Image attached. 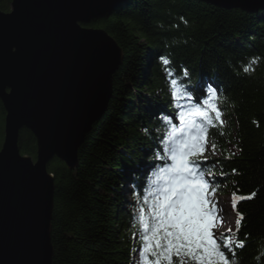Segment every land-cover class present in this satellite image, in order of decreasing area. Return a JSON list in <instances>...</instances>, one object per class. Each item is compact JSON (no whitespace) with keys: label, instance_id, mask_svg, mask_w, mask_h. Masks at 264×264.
<instances>
[{"label":"trees","instance_id":"1","mask_svg":"<svg viewBox=\"0 0 264 264\" xmlns=\"http://www.w3.org/2000/svg\"><path fill=\"white\" fill-rule=\"evenodd\" d=\"M12 1L0 0V8L10 11ZM88 25L115 37L124 63L114 76L108 112L80 148L79 165L70 169L59 157L49 164L56 185L54 264H132L138 225L124 187L127 179L148 186L141 170L154 159V142L169 132L155 118L171 108L169 85L157 59L161 54L172 61L178 77L188 70L199 93L208 81L222 90L216 99L228 125L217 122L210 129L220 156L209 161H219L212 169L216 176L221 170L227 174L219 192L239 188L244 194L257 193L239 205L246 217L239 235L249 240L237 250L236 264H264V9L252 13L202 0H126ZM253 58L257 62L250 64ZM5 115L0 100V148ZM231 143L237 153L229 150ZM20 147L36 159L38 142L32 131L24 129Z\"/></svg>","mask_w":264,"mask_h":264},{"label":"water","instance_id":"2","mask_svg":"<svg viewBox=\"0 0 264 264\" xmlns=\"http://www.w3.org/2000/svg\"><path fill=\"white\" fill-rule=\"evenodd\" d=\"M125 1L13 0L10 11L0 8V80L17 85L12 96L0 92L6 112L0 148V153L5 150L0 162V264H54L56 185L49 164L59 157L70 169L78 166L80 148L109 110L114 76L125 54L107 29L88 24ZM202 1L252 13L264 9V0ZM77 13L82 31L68 25ZM20 40L27 46L26 57H5V43L10 53ZM24 129L37 138L36 159L22 153ZM31 162L47 177L45 185L26 175L25 165ZM38 203L42 243L33 239Z\"/></svg>","mask_w":264,"mask_h":264},{"label":"snow or ice","instance_id":"3","mask_svg":"<svg viewBox=\"0 0 264 264\" xmlns=\"http://www.w3.org/2000/svg\"><path fill=\"white\" fill-rule=\"evenodd\" d=\"M80 16L77 13L69 18L68 25L73 30H81L77 25V20L82 19ZM3 55L22 60L27 55V46L23 40L17 41L8 53L5 43ZM157 59L169 85L171 108L167 113L159 112L155 118L169 132L154 142V159L150 157V162L141 170L150 176L148 186L130 184L138 225V234L134 233L132 238L139 241V246L131 250L135 253L133 264H236L237 250L245 249L249 240V236L240 238L239 235L246 226V217L239 211V205L253 200L257 193L244 194L237 188L231 194L228 210L218 198L220 184L227 179V174L223 170L220 176L214 174L212 169L219 161H209L207 153L218 154L217 144L209 139V132L217 122L224 124L222 111L215 102L222 90L208 81L201 94L190 83L186 68L178 77L168 57L161 54ZM256 62L253 58L250 64ZM249 70L248 66L243 68L245 73ZM16 89L15 83L0 80L3 95L12 96ZM4 153L5 150L0 153V162ZM38 169L39 165L32 162L30 167L25 165L26 175L45 185L47 177L40 175ZM231 171L233 175L237 172ZM140 191L144 193L142 199ZM228 211L235 216L234 227L227 226ZM41 215L42 204L38 203L33 232L37 243H42Z\"/></svg>","mask_w":264,"mask_h":264},{"label":"rangeland","instance_id":"4","mask_svg":"<svg viewBox=\"0 0 264 264\" xmlns=\"http://www.w3.org/2000/svg\"><path fill=\"white\" fill-rule=\"evenodd\" d=\"M204 86H205V84H204ZM203 86V87H204ZM215 102L218 104V106L220 107V109H221V111H222V115H223V120H224V123L226 124V125H228V117H226V115H225V113H224V111L222 110V108H221V106H220V104H219V102L217 101V99L215 98ZM178 123V122H177ZM1 126H2V124H0V128H1ZM24 133V130L22 131V134ZM229 150L231 151V152H233V153H237L238 152V149H237V147L234 145V144H230L229 145ZM217 152H218V154L217 155H212V153L211 152H208L207 153V158L209 159V158H215V157H219L220 156V151L219 150H217ZM35 158V157H34ZM151 170H149V172H150ZM144 174V173H143ZM144 177H145V179L147 180V182H149V179H150V176H145V174H144ZM129 191H130V185H129V183L126 185V187H124V197H125V199H126V197H128V200H129V202H131V200H132V198H131V195L129 194ZM230 197H231V193L230 192H223V193H219L218 192V198L220 199V201H221V203L223 204V202H225L226 204H228V207L226 206L225 207V209L226 210H228V208H229V204H230ZM228 218H230V219H228ZM226 219H227V226L228 227H234V220H235V216L233 215V214H231V212L230 211H228L227 212V215H226ZM221 231H223V229H221Z\"/></svg>","mask_w":264,"mask_h":264},{"label":"bare ground","instance_id":"5","mask_svg":"<svg viewBox=\"0 0 264 264\" xmlns=\"http://www.w3.org/2000/svg\"><path fill=\"white\" fill-rule=\"evenodd\" d=\"M223 206H224V208L227 206L228 207V204H226L225 202H223V204H222ZM228 219H230V218H228ZM227 220V219H226Z\"/></svg>","mask_w":264,"mask_h":264}]
</instances>
